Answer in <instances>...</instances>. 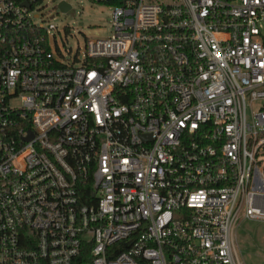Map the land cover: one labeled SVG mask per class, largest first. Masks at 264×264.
Segmentation results:
<instances>
[{
	"label": "built area",
	"instance_id": "2783aa9c",
	"mask_svg": "<svg viewBox=\"0 0 264 264\" xmlns=\"http://www.w3.org/2000/svg\"><path fill=\"white\" fill-rule=\"evenodd\" d=\"M89 1L113 34L70 62L45 11L70 0H0V264H241L264 0Z\"/></svg>",
	"mask_w": 264,
	"mask_h": 264
},
{
	"label": "rangeland",
	"instance_id": "374dc122",
	"mask_svg": "<svg viewBox=\"0 0 264 264\" xmlns=\"http://www.w3.org/2000/svg\"><path fill=\"white\" fill-rule=\"evenodd\" d=\"M75 15L62 12L57 4L46 2L49 23L58 27L49 40L54 55L58 50L66 61L83 59L87 41L113 34L112 6L89 0H70ZM40 23V20H37ZM236 245L241 264H264V223L244 220L236 229Z\"/></svg>",
	"mask_w": 264,
	"mask_h": 264
},
{
	"label": "water",
	"instance_id": "95a60500",
	"mask_svg": "<svg viewBox=\"0 0 264 264\" xmlns=\"http://www.w3.org/2000/svg\"><path fill=\"white\" fill-rule=\"evenodd\" d=\"M60 9L65 13H69V15H74V11L71 10V7L67 3H61Z\"/></svg>",
	"mask_w": 264,
	"mask_h": 264
}]
</instances>
